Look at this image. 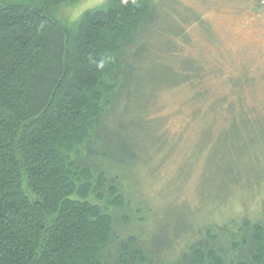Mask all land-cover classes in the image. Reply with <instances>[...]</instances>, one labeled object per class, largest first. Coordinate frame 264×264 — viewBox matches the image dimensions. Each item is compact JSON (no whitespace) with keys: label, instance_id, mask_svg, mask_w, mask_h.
Returning <instances> with one entry per match:
<instances>
[{"label":"trees","instance_id":"trees-1","mask_svg":"<svg viewBox=\"0 0 264 264\" xmlns=\"http://www.w3.org/2000/svg\"><path fill=\"white\" fill-rule=\"evenodd\" d=\"M79 1L0 0V264H264L257 217L198 224L183 217L176 230L193 239L168 261L161 254L170 242L159 225L150 240L128 232L145 223L143 201L125 192L142 163L138 137H155L156 127L149 119L145 129L106 123L125 102L129 114L136 100L123 93L127 74L141 68L129 61L150 56L135 47L157 29L158 12L165 8L179 27L172 48L156 55L166 61L180 52L181 25L198 17L163 0H106L71 21L55 15ZM179 71L176 84L203 76L193 59ZM157 91L147 93L146 108ZM234 106L225 113L231 123ZM243 119L264 120L256 111Z\"/></svg>","mask_w":264,"mask_h":264},{"label":"rangeland","instance_id":"rangeland-1","mask_svg":"<svg viewBox=\"0 0 264 264\" xmlns=\"http://www.w3.org/2000/svg\"><path fill=\"white\" fill-rule=\"evenodd\" d=\"M105 1L81 0L55 15L76 20ZM163 1L190 8L198 20L181 25L186 37L176 39L180 52L166 61L159 53L172 48L179 27L165 8L158 12L157 29L142 35L135 47L148 49L150 56L129 61L141 68L127 74L123 93L133 92L136 100H129V114L123 113L126 102L116 107L106 126L114 130L117 121H134L144 128L149 119L156 127L155 137H138L142 163L125 192L143 201L145 223L128 232L150 240L159 225L170 242L161 254L168 261L193 239L176 230L183 217L198 224L244 215L264 223V120L250 125L243 119L252 111L264 118V0ZM185 58L198 63L203 76L176 84ZM233 80L247 85L238 89ZM156 89L146 108L147 93ZM220 99L225 101L213 107ZM231 103H236L232 123L225 120Z\"/></svg>","mask_w":264,"mask_h":264}]
</instances>
